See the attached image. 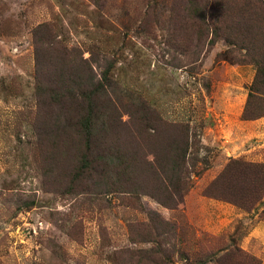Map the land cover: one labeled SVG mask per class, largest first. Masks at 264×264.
I'll return each instance as SVG.
<instances>
[{"label":"rangeland","instance_id":"rangeland-1","mask_svg":"<svg viewBox=\"0 0 264 264\" xmlns=\"http://www.w3.org/2000/svg\"><path fill=\"white\" fill-rule=\"evenodd\" d=\"M196 1L0 0V264H264V115L244 118L258 66L210 28L237 25L264 50V2ZM44 24L67 55L38 66ZM40 78L46 95L102 90L111 115L83 134L69 96L40 104ZM188 133L183 197L167 207L140 182ZM88 148L122 159L86 165ZM131 157L136 193L113 191Z\"/></svg>","mask_w":264,"mask_h":264},{"label":"trees","instance_id":"trees-1","mask_svg":"<svg viewBox=\"0 0 264 264\" xmlns=\"http://www.w3.org/2000/svg\"><path fill=\"white\" fill-rule=\"evenodd\" d=\"M196 1V0H194ZM264 2V0H263ZM195 5H200V0H197ZM212 8V7H211ZM212 18H216L217 15L215 14H209ZM217 19H220L219 17ZM219 21V20H218ZM211 29L214 28L215 31H213L214 36L216 37L212 43L215 44L219 41V38H221L224 34V36H227L228 39H230V44H233L234 46H239L241 50H246V53L251 54L254 58H252L253 61H255V64L258 66V71L254 80V83L251 87L250 93H249V99H248V105L246 107L244 118L246 120H255L258 118H261L264 115V105L261 101L264 100V92H259V85L263 86L264 88V50L257 49L255 44L251 45V41L253 40L251 38V34L248 32L247 34L244 32V30L239 29L237 25H235L232 29L230 27H226L228 29V32L226 30H221L219 27L211 26ZM263 29L258 30L259 36H262L260 33H263ZM250 34V35H249ZM34 39H35V52L37 56V63L39 66V63L46 62L47 58L50 56V54L55 55L56 58L59 60H65L67 55V49L64 47L56 46L54 43V38L52 37V31L49 27V25H39L34 30ZM44 59V62L43 60ZM245 62V60L243 61ZM74 72V69L71 67V69L68 71V73ZM73 78V76L71 77ZM42 78H40V84H38V96L40 100V104H47L49 101V104L47 106H51L53 109L55 107V103L57 104L61 100H65L66 98H69L73 100L72 102L79 104L81 112V117L79 118V121L77 123L78 130H81L83 134L89 135L92 137L91 130L95 127L96 123L93 121L95 119H100L101 116H108L111 115V112L108 110H104L103 108H97V101L100 99H97L96 96L103 92L102 90H95L94 92L90 91H83V90H69V93L66 94V91L64 90H58L59 86H55V90L52 91L54 95L48 93L46 95V88L43 87L42 84ZM61 81V80H60ZM59 81V82H60ZM100 83V82H99ZM78 87H81L80 82H77ZM62 86V85H61ZM45 88V89H44ZM49 97V98H48ZM80 99L82 102L87 101V105L84 107L81 105ZM252 100H258L260 107H253ZM54 104V105H52ZM260 108V109H259ZM96 109H99L98 111ZM59 111V110H58ZM67 114L64 113V117ZM63 117V118H64ZM185 142V143H184ZM181 146L175 147L174 150H171V154L169 156H164L161 159V163L158 164L159 169L154 171V173L150 176V179L145 178L144 182L139 181V177L136 176L137 173V157H131L130 158V167L129 169V175L126 174V170H123L124 173L121 171L114 172L112 174V185L114 186L113 191L118 192H124V193H136V188L132 190V187H136L135 185L137 182H140L143 187L148 185L149 187H154L157 189H161L165 192V195L167 198H169L172 202H161L163 205H166L167 207H170L172 203L177 204L178 198L182 199L183 195L181 193V183L182 179L185 173L186 165H187V152L189 148V133L187 134L186 141H182ZM106 151V153H104ZM93 150L91 148H88L85 155H82V161L86 160L87 163H91V161L88 159V157H92L95 159L98 164L103 163V168L109 169V165L111 163H114L115 160L120 161L122 158H119L116 155H112L110 153V150H107V148H104L101 153H97L96 155L93 154ZM87 157V158H86ZM147 160V159H146ZM167 160V161H166ZM80 161V162H82ZM116 161V162H117ZM100 162V163H99ZM92 164V163H91ZM126 164V162H125ZM83 165V164H82ZM85 165V166H86ZM84 165L83 167L86 168ZM118 166V165H116ZM158 172H161L158 174ZM88 172H82L78 173L76 175V178H82V179H88L91 180L96 179V176L94 174H87ZM106 176H99L101 179L100 182L102 184H106L110 179L105 178ZM220 184V181H216L214 184L210 186V189L214 190L216 187H218ZM139 187V186H137ZM155 195V194H153ZM155 197V196H154ZM214 197H220L219 194H217ZM159 200V198H156ZM160 201V200H159ZM241 204V203H240Z\"/></svg>","mask_w":264,"mask_h":264}]
</instances>
